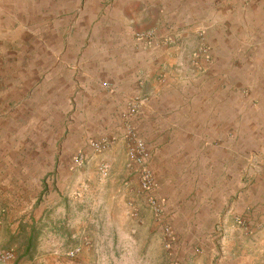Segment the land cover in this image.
<instances>
[{"label": "crops", "instance_id": "crops-1", "mask_svg": "<svg viewBox=\"0 0 264 264\" xmlns=\"http://www.w3.org/2000/svg\"><path fill=\"white\" fill-rule=\"evenodd\" d=\"M213 6L204 0H0V85L9 78L28 86L22 80L29 79L38 92L50 74L70 71L76 80L55 96L78 103L69 134L78 145L59 152V179L67 165V181L74 180L72 152L82 147L87 165H108L107 190L121 213L134 201L146 213L138 228H150L143 193L138 198L141 179L125 155L127 135L140 137L150 154V194L163 203L175 241L186 245L195 232L196 242L211 247L225 241L215 227H226L224 220L230 225L224 253L203 252L190 261L264 264V124L250 120L264 119V89H255L264 88V35L233 28L234 11L220 14ZM151 27L158 43L135 37ZM200 43L210 60L201 58L203 70L178 76L181 68L192 69L189 54ZM239 87L254 88L244 95ZM253 101L259 103L254 111ZM98 138L94 152L90 142Z\"/></svg>", "mask_w": 264, "mask_h": 264}, {"label": "rangeland", "instance_id": "rangeland-1", "mask_svg": "<svg viewBox=\"0 0 264 264\" xmlns=\"http://www.w3.org/2000/svg\"><path fill=\"white\" fill-rule=\"evenodd\" d=\"M186 2L194 0H167ZM143 3V0H137ZM222 14L228 8L234 11L233 28L250 31L252 37L264 35V0H204ZM92 16H96L95 11ZM152 33L151 42L158 43L155 27L136 30ZM199 36V35H198ZM203 35L200 34L199 38ZM3 39H0L2 41ZM166 42L167 39H162ZM191 44L195 41L191 39ZM191 69L177 71L178 76L203 70L199 60H210L209 49L200 43L190 54ZM174 71V70H173ZM34 72V71H33ZM46 73V71H44ZM68 70H58L43 82L40 91L32 85H13L15 79L6 78L0 85V258L3 264H195L197 255L222 254L231 235L230 226H216L215 235L224 242L202 247L196 242L195 232L188 235L186 245L175 241L176 231L164 214V205L143 186L140 172L130 164L127 148L137 136L127 135L125 150L128 166L141 179V203L148 211L150 228H138L146 218L134 201H126L127 208L117 205V199L108 189L106 162L87 165L83 148L72 152L73 181H67V165L60 167L58 154L64 146L74 149V109L78 103L56 100L73 80ZM186 75H184V74ZM158 78H163L159 75ZM20 81V80H18ZM16 81L17 83H19ZM21 82V81H20ZM28 87V90L26 89ZM250 88V89H249ZM254 87H239L237 94L247 95ZM257 94L263 87H255ZM61 97V96H59ZM243 103H237L241 106ZM252 110L259 103L253 101ZM264 103H262L263 105ZM81 107L83 102L80 103ZM253 126L264 124V119L251 118ZM143 141V140H142ZM144 142V141H143ZM145 143V142H144ZM94 152L100 150L102 139L90 142ZM78 145V144H77ZM74 153V154H73ZM150 172V171H149ZM94 175L92 178L90 174ZM254 178L252 173L251 179ZM136 196V195H135ZM134 196V197H135ZM156 206L150 204V200ZM143 209V210H144ZM145 213V214H144ZM234 220L240 221L239 218ZM186 233V232H185ZM222 241V240H221ZM182 257V258H181Z\"/></svg>", "mask_w": 264, "mask_h": 264}, {"label": "built area", "instance_id": "built-area-1", "mask_svg": "<svg viewBox=\"0 0 264 264\" xmlns=\"http://www.w3.org/2000/svg\"><path fill=\"white\" fill-rule=\"evenodd\" d=\"M138 39L146 42H151L152 33H137ZM127 157L130 164L135 165L141 175L143 186L148 190L151 185L150 172L148 169V163L150 160V154L146 149L145 143L140 139H135L134 142L127 148ZM150 204L156 206L155 200L151 199ZM0 264H3L0 258Z\"/></svg>", "mask_w": 264, "mask_h": 264}]
</instances>
